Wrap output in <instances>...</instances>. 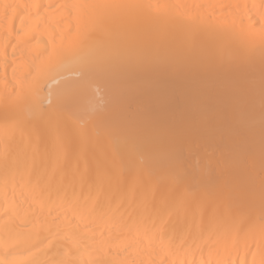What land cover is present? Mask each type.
Here are the masks:
<instances>
[{"label":"bare ground","instance_id":"1","mask_svg":"<svg viewBox=\"0 0 264 264\" xmlns=\"http://www.w3.org/2000/svg\"><path fill=\"white\" fill-rule=\"evenodd\" d=\"M262 28L264 0H0V264H264Z\"/></svg>","mask_w":264,"mask_h":264},{"label":"snow or ice","instance_id":"2","mask_svg":"<svg viewBox=\"0 0 264 264\" xmlns=\"http://www.w3.org/2000/svg\"><path fill=\"white\" fill-rule=\"evenodd\" d=\"M73 8H79L81 7L80 5H72ZM92 7H97V8H101V9H111V8H118V7H126V6H120V5H95ZM107 18V13L106 12H102L97 18H96V23L97 24H103L105 22ZM258 38L260 40L261 43V49L262 51H264V28H262L258 34ZM61 53L58 52L56 49H53L52 53L49 54V59H53L54 57L60 55ZM39 71V69H38Z\"/></svg>","mask_w":264,"mask_h":264}]
</instances>
